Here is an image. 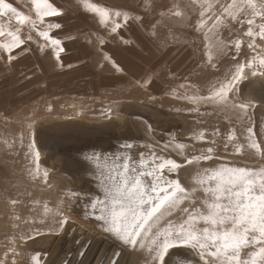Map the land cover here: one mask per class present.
I'll use <instances>...</instances> for the list:
<instances>
[{
	"label": "rangeland",
	"instance_id": "obj_1",
	"mask_svg": "<svg viewBox=\"0 0 264 264\" xmlns=\"http://www.w3.org/2000/svg\"><path fill=\"white\" fill-rule=\"evenodd\" d=\"M50 2L63 11L62 17L46 21L63 24L62 29H53L50 35L62 41L65 51L57 61L50 46L43 51L38 47L46 42L35 31L23 28L22 38L28 34L33 37L26 45L30 51L17 55L15 60L20 62H15L12 70L11 102L0 108V262L34 264L32 257L39 254L40 264H113L115 260L118 264H145V253L105 233L102 222L95 219L98 210L90 207L94 199L104 198V176L119 160L115 158L108 167L99 158L95 166L101 168L91 171L87 166L86 173L81 174L79 159L75 158L78 144L90 143L96 148L105 144L120 160L131 156L130 162H138L141 153L151 159L153 151L182 161L178 143L186 145L184 154L191 157L200 155L209 146L208 140H215V159L181 171L186 187L203 168L261 166L264 161L236 154L235 146L246 144V128L252 126L264 148V106L260 100L264 77L249 73V79L242 82V92L236 99H252L255 107L241 119L212 103L193 104L178 97L210 95L230 78L237 62L245 63L258 53L264 55V41L257 38L254 52L247 46L249 38L244 36L247 24L232 20H225L217 32H209L213 20L207 16L218 15L219 4H214L205 17L206 25L198 29L199 0ZM230 2L220 0L221 4ZM5 3L26 13L31 7V0ZM93 7L110 13L127 12L141 20L132 19L113 34L106 26L111 16L102 22ZM170 10L181 11L182 15H171ZM8 18H0V22ZM10 19L17 27L15 17ZM38 27L46 29L47 23ZM216 35L228 47L226 54L213 51L210 63L207 53ZM236 39L242 41L239 53L234 46ZM113 62L123 71H117ZM2 84L7 86L1 83L0 90L4 88ZM197 108L199 111H194ZM217 129L219 133L213 135ZM199 131L204 132L205 141L190 139ZM229 135L237 139L229 142ZM33 143L37 145L35 149L30 147ZM225 143L229 144L227 150ZM125 144L133 147L127 149ZM35 151L39 152L38 161ZM193 199L201 207L203 192L194 193ZM187 206L185 201L181 207ZM65 217L68 222L61 227L59 221ZM182 218L177 211L162 220L161 226L169 219L178 223ZM170 251L180 253L192 264H202L190 249Z\"/></svg>",
	"mask_w": 264,
	"mask_h": 264
},
{
	"label": "snow or ice",
	"instance_id": "obj_2",
	"mask_svg": "<svg viewBox=\"0 0 264 264\" xmlns=\"http://www.w3.org/2000/svg\"><path fill=\"white\" fill-rule=\"evenodd\" d=\"M199 3L201 11L198 29L206 25L205 17L214 4H219V14L213 13L214 19L213 16H207V19L213 20L209 32H217L225 20H232L240 25L247 24L244 36L249 38L247 46L254 52L258 47L257 38L264 41V0H231L227 4H221L220 0H199ZM173 7L178 8L179 5ZM92 11L100 13L102 22L111 16L110 25L106 23V26H110L113 34H118L132 19L141 20L140 16L133 18L127 12L110 13L107 9L96 7ZM170 14L177 17L182 15L181 11L171 10ZM62 15V9L50 0H31L27 13L0 0V18L9 17L0 22V37L4 38L0 42V53L5 54L11 63L17 55L30 51L26 45L32 41V35L28 34L24 38L21 35L22 29L27 28L29 32L35 31L46 42L38 44L41 51L50 46L57 61H60V54L65 48L62 41L51 36L50 32L62 29L63 24L46 21V18H59ZM10 17H15L17 27L12 26ZM45 23L46 29L38 27ZM100 43H105L103 38ZM241 44L240 39L235 40L237 53ZM227 47L216 35L214 45L207 53L209 62L212 61L213 51L217 55L226 54ZM14 50L18 51L14 54ZM113 66L117 71H123L115 62ZM249 73L253 77H264V55L258 53L245 63L237 62L230 78L221 82L210 95L178 98L193 104L212 103L226 112L233 111L236 118L241 119L248 115L250 108L255 107L252 99H236L242 92V82L249 79ZM260 100L264 106V95ZM194 111L198 112L199 109ZM246 132V144L236 145L235 153L264 161V148L262 142L257 141L253 127L248 126ZM218 133L217 129L213 135ZM190 139L203 142L206 137L203 131H199L193 133ZM236 139L234 135L228 136L229 142ZM207 142L209 146L200 155L191 157L184 154L186 145L178 143L176 147L178 154L183 157L182 161L161 157L153 151L151 159L141 153L138 162H130L131 156H125L122 163L111 166L104 176L107 181L104 198H96L90 205L93 210H98L95 219L102 222L103 231L133 250L139 248L145 253V264H192L191 260L181 258L180 253L170 251L182 248L194 252L202 264H264V164L259 167L203 168L192 177L191 186L186 187L180 177L186 166L215 159L212 146L215 140ZM228 146L225 143V150ZM30 147L35 149V144ZM124 147L131 149L133 145L125 144ZM34 155L38 161L39 152L35 151ZM85 159L98 160L99 156L93 154ZM197 191L204 194L201 207H197L193 199ZM185 201L188 206L181 207ZM177 211L183 214L180 222L169 219L161 226L162 220ZM67 222L65 217L59 224L63 227ZM32 260L34 264H40L39 254L33 256ZM113 264H118V260L113 261Z\"/></svg>",
	"mask_w": 264,
	"mask_h": 264
},
{
	"label": "bare ground",
	"instance_id": "obj_3",
	"mask_svg": "<svg viewBox=\"0 0 264 264\" xmlns=\"http://www.w3.org/2000/svg\"><path fill=\"white\" fill-rule=\"evenodd\" d=\"M125 126V125H124ZM128 128H130V127H128ZM131 130V129H130ZM129 130V131H130ZM127 133H128V135H130L129 134V132L127 131ZM131 133V132H130ZM134 133V132H133ZM69 135V134H68ZM67 136V135H66ZM125 135H123V137H124ZM134 136V135H133ZM110 137V136H109ZM118 139V138H117ZM127 139V138H126ZM136 139V138H135ZM139 139V138H138ZM102 140V139H101ZM111 140V139H110ZM121 140V139H120ZM140 140V139H139ZM117 141V140H116ZM122 141H123V138H122ZM121 141V142H122ZM67 142V141H66ZM140 142V141H139ZM69 143H70V141H69ZM92 143H94V142H92ZM71 144V143H70ZM78 144V143H77ZM142 144V143H141ZM35 145H36V143H35ZM145 145V144H144ZM37 146V145H36ZM143 146V145H142ZM149 148V147H148ZM147 148V149H148ZM62 150V149H61ZM131 150V149H130ZM137 151V150H136ZM135 151V152H136ZM61 152V151H60ZM128 152V151H127ZM132 152H134L133 150H132ZM145 152V151H144ZM43 154V153H42ZM67 154V153H66ZM93 154H97L98 156H99V158H102L101 160H103L102 162H104L105 164H107L108 165V167H110V164L111 163H113V162H111V161H115V158L117 159V157H114V155H113V153H112V151L108 148V146L107 145H105V144H102V145H100L99 147H94L92 144H90V143H88V145H86V143H85V145H79L78 144V150H75V155H76V161H78V159H79V164H78V166H79V173H81V174H84V173H86L85 171H86V168H87V166H89V168L88 169H90L91 171L93 170V169H99V168H101V166L100 167H96L95 166V164H96V162H97V160H92V161H89V160H86L85 159V157H89V156H93ZM77 156H78V158H77ZM52 157V156H51ZM44 159V158H43ZM63 160V159H62ZM117 160H119L118 162L119 163H122L121 161H123V160H120V159H117ZM115 163V162H114ZM56 166V165H55ZM104 166H106V165H104ZM58 169V168H57ZM80 182V181H79ZM78 182V183H79ZM90 182V181H89ZM82 183V182H81ZM89 188V187H88ZM83 192H85V191H83ZM101 193V192H100ZM104 193V192H103ZM87 195V194H86ZM89 195V194H88ZM87 195V196H88ZM85 202V201H84ZM88 206V205H87ZM85 207H86V205H85ZM90 209V208H89ZM88 209V210H89ZM92 210V209H91ZM83 211V210H82ZM96 211V210H95ZM97 212V211H96ZM91 213H93V212H91ZM90 220V219H89ZM95 223H97V222H95ZM99 226V225H98ZM102 227V226H101ZM106 233V232H105ZM102 234V233H101ZM105 236H106V234H105ZM108 237V236H107ZM108 243V242H107ZM115 244V243H114ZM120 247V246H119ZM117 248V247H116ZM124 248V247H123ZM126 248V247H125ZM113 251V250H112ZM125 252V251H124ZM123 259V258H122ZM121 259V260H122ZM119 262V261H118Z\"/></svg>",
	"mask_w": 264,
	"mask_h": 264
},
{
	"label": "crops",
	"instance_id": "obj_4",
	"mask_svg": "<svg viewBox=\"0 0 264 264\" xmlns=\"http://www.w3.org/2000/svg\"><path fill=\"white\" fill-rule=\"evenodd\" d=\"M0 42H3V40H0ZM3 56V58H1ZM27 60H21V63L26 62ZM20 62L18 60H13L11 63H9L6 59V55L3 53H0V63L3 67L2 70H0V84L1 83H7V86L3 88V90H0V108H4V106H7V104H10L8 102H11L12 93L14 92L13 85H14V74L12 72L14 63ZM5 77L3 80V76ZM3 81V82H2ZM1 89V88H0Z\"/></svg>",
	"mask_w": 264,
	"mask_h": 264
}]
</instances>
